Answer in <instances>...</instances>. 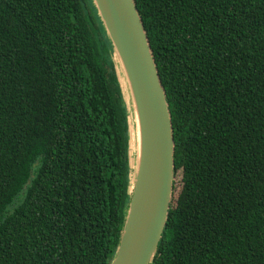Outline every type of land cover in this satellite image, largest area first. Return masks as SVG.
I'll use <instances>...</instances> for the list:
<instances>
[{
  "label": "trees",
  "instance_id": "obj_1",
  "mask_svg": "<svg viewBox=\"0 0 264 264\" xmlns=\"http://www.w3.org/2000/svg\"><path fill=\"white\" fill-rule=\"evenodd\" d=\"M133 1L179 177L150 264H264V0ZM124 98L92 0H0V264L110 263Z\"/></svg>",
  "mask_w": 264,
  "mask_h": 264
},
{
  "label": "water",
  "instance_id": "obj_2",
  "mask_svg": "<svg viewBox=\"0 0 264 264\" xmlns=\"http://www.w3.org/2000/svg\"><path fill=\"white\" fill-rule=\"evenodd\" d=\"M92 3L125 81V104L135 115L139 131V154L136 159L135 150L126 214L109 264H150L165 226L174 181L165 93L134 1Z\"/></svg>",
  "mask_w": 264,
  "mask_h": 264
},
{
  "label": "bare ground",
  "instance_id": "obj_3",
  "mask_svg": "<svg viewBox=\"0 0 264 264\" xmlns=\"http://www.w3.org/2000/svg\"><path fill=\"white\" fill-rule=\"evenodd\" d=\"M120 74H121V72H120ZM121 77H122V75H121ZM122 80H123V85H124L125 90H126V85H125V81H124L123 77H122ZM126 99H127V90H126ZM128 107H129V105H128ZM129 109H130V107H129ZM129 118H130V123L132 124V128H133L132 139H130V142H131L130 154L132 155V158L130 156V169L132 171L134 168V152H135V150H136V159H137V156L139 154V131H138L137 119H136L135 115L133 116V113L131 112V110H130V117ZM134 143H136V144H134ZM130 177H131V173H130Z\"/></svg>",
  "mask_w": 264,
  "mask_h": 264
},
{
  "label": "rangeland",
  "instance_id": "obj_4",
  "mask_svg": "<svg viewBox=\"0 0 264 264\" xmlns=\"http://www.w3.org/2000/svg\"><path fill=\"white\" fill-rule=\"evenodd\" d=\"M131 158H132V155L130 154ZM131 175H132V172H131ZM178 180H179V177H174V181L173 183H175V190H174V193L176 194L177 193V190H178Z\"/></svg>",
  "mask_w": 264,
  "mask_h": 264
}]
</instances>
